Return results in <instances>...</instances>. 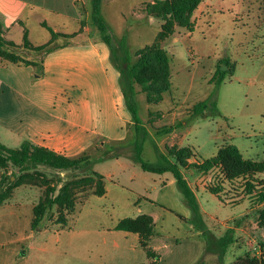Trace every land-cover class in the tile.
I'll list each match as a JSON object with an SVG mask.
<instances>
[{
  "label": "rangeland",
  "instance_id": "1",
  "mask_svg": "<svg viewBox=\"0 0 264 264\" xmlns=\"http://www.w3.org/2000/svg\"><path fill=\"white\" fill-rule=\"evenodd\" d=\"M91 1L84 0L73 6V0H13L1 5L10 20L16 16L29 19L31 41L39 45L50 38L47 28L40 25L41 21L63 32L81 29V33L88 28V37H98L92 24ZM156 1L163 0H102V15L115 45L113 54L108 47L110 63L120 74L114 60L121 68L125 67L118 49L123 38L130 53V65L138 61L140 50L155 43L162 23L151 19L145 8ZM78 8L79 21L72 17ZM2 20L4 23V18ZM193 20L192 32L176 26L173 34L160 43L170 58L171 81V89L163 94L162 101L150 104L147 93L135 85L139 117L149 132L143 145V159L157 163L156 145L165 154L174 145L193 150L195 156L189 164L202 163L216 156L224 145L232 144L243 158L261 161L264 158V2L202 0ZM10 36L17 44H23L24 37L18 27ZM82 39L57 38L55 46ZM6 50L36 62L38 68L41 65V57L23 55L22 48ZM35 55L43 56V52ZM224 60H229L236 68L234 72L229 71L216 88L213 78ZM224 67L227 69L222 70ZM220 69L226 72L229 68L224 63ZM118 83L122 89L121 78ZM66 94L60 93L59 99ZM208 99L216 102L217 113L211 110L193 117L194 106ZM2 105L3 100L0 101ZM125 108L131 115L127 106ZM169 128L174 130L166 133ZM123 134V142L95 137L83 152L91 157L93 170L104 176L107 194L89 197L78 204L66 227L53 228L58 219V208L53 207L39 229L33 230L34 206L59 177H68V180L74 175L85 177L87 170L61 176L41 167L39 171L48 177L49 185L14 189V196L0 206V264H149L151 260L138 241L115 230L118 222L138 215L139 209L154 220L155 236L149 248L154 250L156 264H193L204 256L210 237L203 235L202 227L211 238L220 239L232 229L228 226H234L236 243L228 247L223 264H239L245 258L258 259L256 252H262L260 259L263 257L264 227L258 226L262 208L254 195L248 196L243 181L227 185L223 193L227 203L223 204L206 190L216 183L219 171L206 175L195 169L185 171V177L196 190L199 212L195 213L177 184L172 185L167 180L174 178L172 174L159 177L146 173L125 155L132 151L137 141L134 125L127 124ZM0 142L12 149L25 143L21 144L14 134L1 127ZM127 160L133 162L129 169L125 167L126 164L130 166ZM2 175L14 181L13 175L18 177L20 173L10 167L0 172V178ZM259 177L264 180V175ZM79 197L83 199L84 193L79 192ZM250 207L249 215L239 220V215ZM44 227L50 230L38 232ZM212 243L217 246V242L212 241L210 246ZM254 243L260 249L256 247L255 250ZM123 251H128L129 256L123 257ZM204 258L196 264H211Z\"/></svg>",
  "mask_w": 264,
  "mask_h": 264
},
{
  "label": "trees",
  "instance_id": "2",
  "mask_svg": "<svg viewBox=\"0 0 264 264\" xmlns=\"http://www.w3.org/2000/svg\"><path fill=\"white\" fill-rule=\"evenodd\" d=\"M264 2V0H260ZM92 24L98 31L101 40L114 53V44L110 35V30L102 15V0H92ZM202 0H163L148 4L145 8L146 14L154 20L162 23L161 30L156 37L152 46L146 47L138 52V61L130 65L131 57L128 51L126 39L123 38L119 42L120 59L125 64L124 68L116 66L121 72V86L125 99V104L131 114V119L137 133V141L133 145V149L128 154L132 161L139 164L142 171L162 175L170 173L173 175L176 184L182 192L185 200L195 213L199 212L198 201L189 182L184 176L183 171L188 168L195 169L202 174H209L213 171H219V178L215 184H212L206 190L217 196L223 204L226 199L223 193L226 191L227 185L243 181L248 196H255L257 203L262 205L259 212V224L264 227V180L259 176L264 175V159L261 161H253L244 159L239 149L234 145H225L217 153L216 156L203 161L202 163L189 164V160L195 156L190 147H169L167 154L163 153L156 145V153L158 155L157 163H150L143 159V145L149 136V132L143 125L139 117V108L135 97L137 95L135 85L138 84L147 93V100L150 104L160 102L163 94L171 89L170 81V58L160 47V43L168 39L174 32L176 26L185 28L192 32L195 27L193 14L199 8ZM52 41L62 36L48 28ZM51 42L46 45L34 47L28 40V34L25 32L22 49L34 53H50ZM12 42H8L3 37V26L0 22V58L10 63L36 68L37 76L43 74V61L40 67L34 61H28L19 54L9 52L6 49H18ZM117 50V47H116ZM114 58V56H113ZM225 63L229 68L228 71H222L220 68ZM218 67L214 79L215 87L218 88L225 80V75L234 72L235 66L229 64V60H224ZM217 113V105L213 99H208L196 104L193 108V117L205 115L208 111ZM174 128L166 129V133H171ZM16 169L20 175H13L14 181L2 175L0 178V206L10 200L13 196L14 189L20 186H36L49 185L48 177L41 173L39 169L44 167L48 170L56 171L57 174H68L78 171L87 170L85 177L78 175L71 176L68 180L59 177L53 186H48L45 195L40 198L36 206H34V218L31 226L33 230H38L44 221L48 212L53 208H58L57 224L65 227L68 219L76 210V206L83 203L90 196L102 197L106 194L104 177L93 170V161L90 156L83 155L78 158H69L58 154L48 148L36 146L29 142H25L20 148H8L0 142V172L9 168ZM83 189V190H82ZM79 192L84 193L83 199L79 197ZM119 231L138 234L140 236L141 247L146 251L149 258H155L154 252L149 248V242L154 236L153 219L148 215H142L136 219L126 218L119 222L116 227ZM203 229V235L208 238L207 250L219 253L222 262L228 247L235 242L233 229H228L224 237L220 239L211 238L209 232ZM210 240V241H209ZM217 242V246H210V242ZM239 264H264V253L261 259L245 258Z\"/></svg>",
  "mask_w": 264,
  "mask_h": 264
},
{
  "label": "crops",
  "instance_id": "3",
  "mask_svg": "<svg viewBox=\"0 0 264 264\" xmlns=\"http://www.w3.org/2000/svg\"><path fill=\"white\" fill-rule=\"evenodd\" d=\"M12 1L0 0V22L3 26L4 39L22 48L23 44H17L10 39L12 30L18 27L23 37L25 32H27L28 40L32 46L39 47L51 42L49 49L52 51L50 53L43 52V56H37L34 52L31 54L30 51L25 49L21 51L23 55L29 54V57L42 58V77L36 75V68L33 66H19L0 59V101L3 100L4 102V105L0 106L1 129L14 134L21 144L30 142L33 145L48 148L69 158H78L86 155L83 152L92 145L95 137L108 139L112 142H123L125 137L123 134L124 128L127 124L132 126L133 122L131 115L125 111V99L118 83L121 74L111 65L109 48L101 40L99 33L97 32L98 37L93 39L86 34L89 33L88 28H84L81 33V29L73 33L63 32L53 30L46 21H41L40 25L47 28V30L51 28L57 34L69 36L59 37V39H70L73 37H81L83 39L79 42L55 46L57 39L52 41L50 34L49 40L45 41V43L33 44L31 33L28 29L29 19H21L20 16H16L10 20L5 15L8 13L2 8L1 3L7 4ZM82 1L84 0H73L72 5L81 4ZM80 16V8H78L77 12L73 11L72 17L75 20L79 21ZM3 18L4 23H2ZM84 36L87 38H84ZM61 89L60 93L66 92L67 94L65 98L59 99L60 93H57V91ZM113 133L115 135H112ZM173 146L171 145L170 147ZM127 161L130 166L126 164L125 167L129 169L133 162L131 160ZM189 170L191 168L184 170L183 173ZM168 174L170 173L158 176L164 177ZM167 180L172 185L176 183L174 178H167ZM189 184L196 195L193 185ZM259 206L260 208L262 207V205ZM251 210L252 207L245 213H241L239 220L249 215ZM142 215L145 214L139 209L138 215L131 219H136ZM117 225L115 230L121 233L120 235L134 237L141 247L138 234L119 231L116 229ZM57 227L62 226L56 224L53 228ZM228 228L234 229V226H228ZM48 230L50 229L44 227L38 232L44 233ZM106 233L103 231V234ZM234 243H236V239ZM117 249L119 250L120 247H117ZM151 250L154 251L152 248ZM204 254L199 260H194L195 264L201 259L203 260V257H205V262L209 260L211 264H223L216 249L213 251L205 249ZM24 256L26 255L24 254ZM122 256L128 257L129 252L123 251ZM149 259L151 260L149 264L157 263V257Z\"/></svg>",
  "mask_w": 264,
  "mask_h": 264
},
{
  "label": "built area",
  "instance_id": "4",
  "mask_svg": "<svg viewBox=\"0 0 264 264\" xmlns=\"http://www.w3.org/2000/svg\"><path fill=\"white\" fill-rule=\"evenodd\" d=\"M253 247H254L255 250H257V248L260 249V246H259V245H258V246L255 245V243H254ZM256 247H257V248H256ZM261 255H262V252H258V253L256 252V253H255V257H258V259H260Z\"/></svg>",
  "mask_w": 264,
  "mask_h": 264
},
{
  "label": "water",
  "instance_id": "5",
  "mask_svg": "<svg viewBox=\"0 0 264 264\" xmlns=\"http://www.w3.org/2000/svg\"><path fill=\"white\" fill-rule=\"evenodd\" d=\"M227 68L226 67H224L222 70H226Z\"/></svg>",
  "mask_w": 264,
  "mask_h": 264
}]
</instances>
